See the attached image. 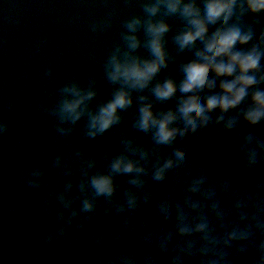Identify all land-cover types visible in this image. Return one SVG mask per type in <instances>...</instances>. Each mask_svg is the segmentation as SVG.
<instances>
[{
    "label": "clouds",
    "instance_id": "1",
    "mask_svg": "<svg viewBox=\"0 0 264 264\" xmlns=\"http://www.w3.org/2000/svg\"><path fill=\"white\" fill-rule=\"evenodd\" d=\"M139 2L142 13L123 20L122 43L112 48L103 65L106 80L115 86L110 98L93 107L99 91L95 77L87 86L73 79L59 88L53 107H41L57 118L61 135L71 134L86 118L84 134L95 139L119 125L123 113L135 105L132 126L150 134L151 147L124 136L121 151L104 154L103 167L78 150L74 159L80 161L79 192L70 195L77 182L67 180L62 191L51 194L49 204L55 197L63 205L61 224L45 239L66 237L81 213L90 214L86 219L91 220L103 198L109 204L105 213L123 214L127 231L141 229L138 247L150 251L143 257L131 250L99 256L96 264H157V256L166 257L167 264H232L250 251L255 254L252 264H264V181L254 183L251 192L238 191L229 178L211 181L205 169L193 171L176 147L210 125L225 132L241 122L250 128L264 125V0ZM111 15L92 24L91 30L106 31ZM249 17L253 19L246 22ZM183 54L187 56L181 59ZM174 64L175 73L161 76ZM52 75L49 67L45 76ZM170 101L172 106L157 107ZM8 129V122L0 119V136ZM168 148L172 150L166 153ZM237 151L248 171L264 164V139L252 133L243 136ZM53 166L68 176L73 172L63 155L55 157ZM44 175V168L35 167L27 183L39 188ZM120 176L127 177L123 192ZM163 182L166 190L153 203V189ZM221 197L229 201L227 206ZM77 200L79 208L73 207ZM149 205L150 216L138 224V213ZM152 224L165 227L154 229ZM123 237L120 232L115 239ZM104 239L103 234L95 238L97 244Z\"/></svg>",
    "mask_w": 264,
    "mask_h": 264
},
{
    "label": "water",
    "instance_id": "2",
    "mask_svg": "<svg viewBox=\"0 0 264 264\" xmlns=\"http://www.w3.org/2000/svg\"><path fill=\"white\" fill-rule=\"evenodd\" d=\"M109 13L111 27L93 32L91 25ZM141 13L139 0L132 3L126 0H0V119L9 124L8 131L0 136V264H96L99 256L107 258L126 250L134 251L138 257L149 254L150 250L138 247L141 229H124L123 214L117 215L114 211L106 214L104 209L109 204L103 198L91 214V220L86 219L90 214L81 213L69 226L66 237L52 242L45 239L48 232L61 224L58 213L63 205L55 197L49 204L51 194L62 191L67 180L77 182L70 195L79 192L80 161L74 159L78 150L95 157L97 166L103 167L104 154L121 151L120 140L124 136L134 137L138 143L151 147L150 134L132 126L135 105L123 113L124 119L119 125L95 139L84 134L86 118L74 126L71 134L61 135L57 131V118L41 107H53L59 98V88L73 79L87 86L89 79L95 77L99 91L93 107L110 98L115 86L104 76V62L112 48L122 43L123 20ZM251 19L246 18V22ZM172 23L178 24L174 19ZM261 24L264 25V20ZM186 56L183 54L181 59ZM49 67L53 69L51 77L45 76ZM176 69L174 64L161 76L169 71L175 73ZM173 103L157 107H169ZM249 133L264 139V125L250 128L241 122L231 132L210 125L176 147L193 164V171L203 168L211 181L229 178L238 191L251 192L254 183L264 181V164L252 171L243 167L237 149L243 136ZM171 150L168 148L165 152ZM57 155H63L65 163L73 169L70 176L53 166ZM35 167L45 169L39 188L27 183V174ZM126 181L127 177H117L121 192L127 187ZM165 183L153 189V203L166 190ZM221 200L225 206L229 203L224 197ZM73 207L79 208L80 201H75ZM150 212L151 206H145L136 217L137 223L148 218ZM81 221L84 228L77 226ZM149 227L163 229L165 226ZM120 232H124V237L117 241L115 237ZM100 234L105 239L97 244L95 238ZM254 258L255 254L250 251L244 257L233 259L232 264H252ZM157 264H167V258L157 256Z\"/></svg>",
    "mask_w": 264,
    "mask_h": 264
}]
</instances>
